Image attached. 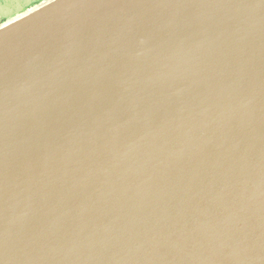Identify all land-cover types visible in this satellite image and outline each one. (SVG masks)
<instances>
[{
  "label": "water",
  "instance_id": "1",
  "mask_svg": "<svg viewBox=\"0 0 264 264\" xmlns=\"http://www.w3.org/2000/svg\"><path fill=\"white\" fill-rule=\"evenodd\" d=\"M0 264H264V0L1 22Z\"/></svg>",
  "mask_w": 264,
  "mask_h": 264
},
{
  "label": "flooded vegetation",
  "instance_id": "2",
  "mask_svg": "<svg viewBox=\"0 0 264 264\" xmlns=\"http://www.w3.org/2000/svg\"><path fill=\"white\" fill-rule=\"evenodd\" d=\"M5 2L12 3L13 7L15 5H19L16 9L17 11L22 10V9H27L30 5L35 3L33 0H29V1H26V0H0L1 7L4 6ZM6 18L2 19L0 17V23L3 22Z\"/></svg>",
  "mask_w": 264,
  "mask_h": 264
},
{
  "label": "rangeland",
  "instance_id": "3",
  "mask_svg": "<svg viewBox=\"0 0 264 264\" xmlns=\"http://www.w3.org/2000/svg\"><path fill=\"white\" fill-rule=\"evenodd\" d=\"M26 1H29V0H26ZM33 1L37 2L38 0H33ZM18 6L19 5H15L13 7L12 3H8V2H5L4 6H2V7H1V4H0V17L2 19H4L7 16L11 15L12 13L16 12L17 11L16 9H17Z\"/></svg>",
  "mask_w": 264,
  "mask_h": 264
}]
</instances>
